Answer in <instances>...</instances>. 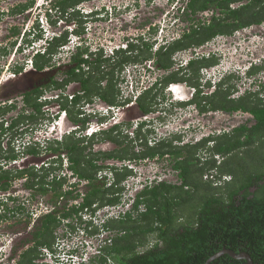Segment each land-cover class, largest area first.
I'll list each match as a JSON object with an SVG mask.
<instances>
[{
    "label": "trees",
    "instance_id": "obj_1",
    "mask_svg": "<svg viewBox=\"0 0 264 264\" xmlns=\"http://www.w3.org/2000/svg\"><path fill=\"white\" fill-rule=\"evenodd\" d=\"M87 1L91 0H57L55 3L63 18L67 16L70 23L78 24L73 29L78 36L84 33L85 19L95 15H85L79 9ZM238 3L240 5L234 8L233 5ZM28 7L29 4H17L11 14H22ZM183 10L184 16L192 20L190 27L178 39L161 46L155 56L151 50L152 44L144 41V38L138 39L137 43H128L129 48L117 50L114 55L107 57L103 49L93 52L89 46L80 45L70 57L72 66L64 71L62 82L51 78L46 86L23 93L24 110H30L31 113L28 114L29 111L22 109L18 117L9 122L4 118L17 105H0V189L7 192L14 181L25 179L24 187L33 192V198L52 193L47 203L51 206L49 212L43 213L37 219L39 225L35 226L32 239L23 243V246L28 243L31 246L20 254L16 264H38L43 249L54 251L57 243L56 231L69 218L87 210L94 213L97 208L122 203V184L133 171L128 166L118 168L99 164L100 161L138 163L146 159L165 157L171 159L172 168L178 172L180 182L161 181L147 186L137 194L132 210L121 215L120 219L105 223L103 229L114 235L105 240L100 254L90 264H109V261L113 264H206L209 258L223 249L236 253L245 252L251 256L254 264H264L263 86L260 90H247L242 96L233 98L231 94L235 89L229 84L232 77L229 76L218 84L215 93L200 96L203 92L201 71L214 67L220 60L218 62V58L213 56L195 57L187 68L170 72L140 97V110L144 113L154 110L158 95L156 93L162 87L172 83H187L196 89V97L190 103L196 104L201 113L244 112L252 115L255 124H243L230 132L208 136L195 144L184 145L177 144L181 137L175 135L174 138L162 139L154 146H149L148 139L141 133L143 125L136 132L134 140L121 135V126L101 131L92 139L85 136L76 138V134L83 133L90 121L79 106L83 99L91 102L96 96L112 106H124L128 103L118 101L120 91L117 87L120 75L127 66L156 57L160 69L170 71L175 63L176 53L202 47L219 36H233L238 31L264 24V0H188ZM212 10L214 15L210 20L194 21L198 14ZM37 28L39 29L37 26L34 30ZM68 33L66 31L54 37L48 41L44 52L38 51L33 56L35 71L42 72L50 67L52 58L69 43ZM13 34L18 38L21 32L14 30ZM30 35L31 33L28 36ZM43 37L40 30V33H34L33 40L25 39L26 45L30 46ZM260 70H264V64L252 67L248 76L251 77ZM14 71L19 74L23 72V68ZM105 81L107 84L103 86ZM71 83L80 84L84 95L75 94L72 100L61 96L57 102L60 103L61 110L67 113L69 120L78 125V130L65 135L63 140L47 142L45 150L52 155V159L41 167L5 169L6 165L18 161L23 153L38 156L45 151L30 144L21 152L17 142L28 133L19 131V128L45 119L42 111L45 104L41 102V97L46 88L65 89ZM212 86L211 82L207 83L208 88ZM205 100L207 102L204 103ZM188 104L180 103L181 106ZM8 135L10 138L4 147L3 138ZM98 136L101 141H110L125 147L92 153V146L100 140ZM142 139H145L144 143ZM130 142L144 146L143 150L135 151ZM63 156L67 158L74 176L87 182L83 196L75 188L76 185L72 186L75 188L73 190L66 189L67 178L57 176L64 164ZM106 170H111L114 175V181L110 185L107 176H99L100 172ZM81 198L79 205H70L71 201ZM16 200L14 196L7 197V203H15ZM25 210L20 205L11 212L16 217L21 213L25 214ZM33 215L34 213L27 215L28 223ZM2 217L8 218L7 214ZM93 233L99 232L95 229ZM211 264L247 263L245 260L223 255Z\"/></svg>",
    "mask_w": 264,
    "mask_h": 264
},
{
    "label": "rangeland",
    "instance_id": "obj_2",
    "mask_svg": "<svg viewBox=\"0 0 264 264\" xmlns=\"http://www.w3.org/2000/svg\"><path fill=\"white\" fill-rule=\"evenodd\" d=\"M56 1L57 0H0V86L3 84L0 88V105H9L11 103L17 105L14 111L5 116L4 120L6 121L11 122L12 118H17L21 110L25 109L22 100L23 93L37 87L46 86L51 82V78H55L58 81L64 79V71L72 66L69 63L70 57L78 44L89 46L93 51L103 48L104 52L107 53L105 54L110 55L115 49L125 47L127 41L137 43L138 39L140 40V38L144 37L146 40L156 43L154 46V50H156L159 43L163 41H173L182 36L183 32L190 27L192 21L184 16L185 11L183 7L188 0H91L82 3L79 9L85 15L94 10L95 15L85 19L83 25L84 33L76 37V35L72 36L71 30L75 29L78 24H74L75 22L70 23L66 18L67 16H65V18L62 17L61 10L55 4ZM17 4H29V7L22 14H11V10ZM239 5V3L234 4L233 7L237 8ZM212 15H214L213 10L200 13L194 17V21H208ZM36 26H38L39 29L37 28L35 31L34 28H36ZM153 28H155L154 33ZM14 30L21 32L20 37L17 38V36L13 34ZM40 30L44 33L45 39L43 41L38 40L28 48L25 39L29 38L33 40L34 33H40ZM66 31L69 32L68 35L69 38H71V42L66 48H61L62 50L60 53L52 58L49 68L41 73L34 72L32 70L33 64L30 61L33 54L39 50L40 46L45 45L46 38H51L56 33L62 34ZM29 33H31L30 36H28ZM15 41L17 42L16 45L12 46V43ZM20 44L23 45L22 51L18 50ZM196 56L200 58L204 56L206 58L213 56L214 58H218V62L220 60L219 65L213 67L211 70L210 68L206 70L208 76L212 77L213 73L217 71V69L221 70V68L235 74L229 81V84L235 89L232 91L233 98L242 96L247 90L254 91L259 87L262 88V86L264 87V70H260L257 74L253 75L252 78L246 76L244 71L246 72V69L250 67L252 63L256 65L264 63V24L238 31L233 36H219L202 47L179 52L174 56L175 63L170 71L158 69L153 60H143L137 63L139 65L147 64L148 67H151L149 70L151 73L145 72L146 68L143 69L141 66L137 69H135V67L128 69L129 72L132 73V78L135 81L140 83L145 82V85L148 86L153 78H157L158 80L164 79L170 72L178 71L180 66H182L187 59ZM17 68H23V73L15 74L14 70ZM200 75L203 77L202 73ZM122 78L123 77L120 75V81ZM9 79L10 81H8ZM120 81L117 86L120 91V100L118 101L123 103L126 102L131 95L128 96V92H125V86H122ZM204 82L203 80L201 81L202 85ZM177 85L179 86H174L172 90H174L173 92L178 99H183L185 96L187 99L193 97L190 94L187 96L186 93H183L182 90H185L184 87L187 86L186 84ZM171 86L172 85L167 88L162 87L158 90L156 93L158 94L156 99L157 103H154V110L158 111L160 109L165 111L166 107L164 105H172V108L167 110L168 114L165 115V118L149 124L141 131V133L149 139V145L154 146L155 143L161 141V138L167 140L172 137L174 138L175 135L181 137L180 142H177V144H195L203 137L230 132L233 128L243 124L249 126L255 124L252 115L244 112L225 113L222 111H209L201 113L195 106L182 107L177 104L178 102L176 100L178 99H176V96H173L169 91ZM187 87V89L190 88L189 86ZM45 90L41 101L45 104V106L42 107V111L46 120H41L42 125H40V121L36 124L29 123V125L20 126L19 131L28 133L17 142L18 145L16 144L21 152H24L25 146L28 145V143L32 146H36L38 149L45 150V147L48 146L46 141H50V139V142L54 139L63 140V138L58 135V132L53 131L55 122L49 124L50 119L52 120V116L59 114L57 119L61 117L62 112L59 109V104L56 102L52 104L45 102L46 99L57 97L60 92L47 88ZM78 90V84L73 83L66 87L64 92L68 99L71 100L73 94ZM203 90L208 91L212 89L205 88ZM262 95L264 97L263 91ZM178 101L180 102V100ZM87 104V101L85 103L82 101L79 106L87 112V109H89ZM92 108H95V110L106 108L107 110L108 106L103 101H100L92 106ZM24 111H29L28 114L31 113L30 110ZM112 112L113 113H109L108 111L110 114L109 117L112 116L116 121L122 123L121 135L133 139L136 135L135 126L143 119V113L139 110V106H117ZM154 115H156V111L147 114V116H149L148 118ZM97 120L101 121L103 119L101 117L97 119L93 116L91 117L90 125L93 126ZM113 124L114 121L108 123L103 130L111 129ZM55 127L57 129V126ZM62 127L65 134L78 128L69 118L64 121ZM76 136V138H82L85 134L84 132H80L76 134ZM9 138L10 135L3 138L4 147L7 145L6 142H8ZM123 146L125 147V145ZM123 146H118L108 141H101L100 139L99 142L94 143L91 151L92 153L101 151L108 152L115 149L117 150ZM133 146L135 151H141L144 148V146H138V144L133 145V143H131V148ZM51 156L52 155L46 150L41 152L38 156L26 155L23 153L18 161L6 165L5 168L23 169L32 166L38 168L52 159ZM99 164L114 165L121 168L123 162L108 160L103 162L100 161ZM126 164L134 167V176L128 177V182L126 183L127 187H124V200L122 204L126 205L124 206L125 211L131 208L132 201L142 189L143 186L139 183L145 181H147L148 184L154 181V184L161 181L171 183L180 182L178 172L173 170L172 162L169 157L146 159L144 161H138V163L126 162ZM2 165H4V163ZM58 172L60 176L68 174L65 168L64 172L62 170ZM24 182L25 179L17 180L7 192H3L0 189V264L17 263L21 252L25 250L21 242L24 236L22 232H29L31 227L32 230L30 232H33L35 230L34 224L35 226L37 224L39 225V221L37 220L38 217L42 213L48 211V208L49 210L51 208L50 205L46 204L49 199H51L52 193L45 196L37 195L33 198V192L25 189ZM80 188L82 192L86 191L83 184ZM9 195L16 197L17 200L15 203L12 201L7 203V197ZM20 205L24 206V209H26L25 214L28 212L34 213L32 222L28 223V228H26V222H28L25 220L26 215L20 214L16 215L14 218L11 217L10 211ZM109 210V208H103L92 217L88 214H84L80 215L82 216L81 219L80 217H73L66 220L56 231L58 244H56V250H58V252L63 250L64 253H69L68 250L77 249L81 251V254L86 256L85 258L87 260L89 258L91 259V257H93L94 260L98 255H94L97 252L92 250L93 248H90V246H98L99 243L101 245V241L107 236L109 237L110 234L107 235L101 232L100 235H97V233L90 234V232L94 231V226H100L96 230L101 231V225L107 215H118L117 212H119V208L113 209V211ZM4 214H7L8 218H3L2 215ZM20 219L23 220L20 221ZM90 222L94 225H88V230H86L87 223L90 224ZM112 235H114V233ZM44 253L45 252H43V254ZM55 254L51 256V253L47 251L45 253L46 257L41 258L40 262H44L43 264L66 263L63 259H58L59 263H57L56 258L62 257V255L60 253Z\"/></svg>",
    "mask_w": 264,
    "mask_h": 264
},
{
    "label": "clouds",
    "instance_id": "obj_3",
    "mask_svg": "<svg viewBox=\"0 0 264 264\" xmlns=\"http://www.w3.org/2000/svg\"><path fill=\"white\" fill-rule=\"evenodd\" d=\"M185 7V6H184ZM183 7V8H184ZM10 13V12H9ZM95 13V11L94 10H92L90 13H88L89 15H91V14H94ZM87 15V14H86ZM37 27V26H36ZM69 31V30H68ZM43 33V32H42ZM237 33V32H236ZM61 34V33H60ZM60 34H54L51 38H46V42H45V45H42V46H40V48H39V50L38 51H42V52H44V50H45V47L47 46V44H48V41H50V40H52L54 37H57L58 35H60ZM71 34H72V36H75L76 34L74 33V31H73V29L71 30ZM43 36H44V33H43ZM76 37H79L78 35H76ZM45 39V37H43V39H40L41 41H43ZM18 40V39H17ZM16 40V41H17ZM175 40V39H174ZM15 41V42H16ZM37 41H34L33 43H32V45L33 44H35ZM71 42V38H69V43ZM171 41H163V42H161V43H159L158 44V47L160 48L161 46H163V45H167V44H169ZM14 43V42H13ZM12 43V44H13ZM68 43V44H69ZM67 44V45H68ZM21 45V44H20ZM32 45H30V46H32ZM67 45L66 46H64V47H62V48H66L67 47ZM80 45H84V44H78L77 46H80ZM30 46H27L28 48L30 47ZM76 46V47H77ZM23 47V46H22ZM21 46H19V49L18 50H20V48H22ZM76 47H75V49H76ZM34 49V48H33ZM91 49V48H90ZM100 49H103V48H100ZM100 49H98V50H100ZM120 49H126V47H123V48H117V49H115L114 51H112L111 52V54L110 55H107V56H112V55H114V52L115 51H117V50H120ZM17 50V51H18ZM62 50V49H61ZM98 50H96V51H98ZM21 51V50H20ZM37 51V52H38ZM93 51V50H92ZM103 51H104V49H103ZM36 52V53H37ZM93 52H95V51H93ZM36 53H34L33 54V56L36 54ZM106 52H104V54H105ZM107 54V53H106ZM105 54V55H106ZM176 55V54H175ZM174 55V56H175ZM33 58V57H32ZM32 58H31V62H32ZM192 59H187L186 60V62L182 65V66H180V68H187L188 66H189V63H190V61H191ZM30 62V63H31ZM70 63V62H69ZM32 64H33V62H32ZM264 64V63H263ZM217 65H219V63L217 64ZM217 65H215L214 67H216ZM256 64H253L252 63V65L250 66V67H248L247 69H246V72L244 71V73H245V75L246 76H248V72H249V70L252 68V67H254ZM262 65V64H261ZM131 67H135V69H137L138 67H136L134 64H132V65H129V66H127V68L125 69V71H123L122 72V74H121V76L123 77L122 79H121V81H120V83H121V85L122 86H125V92H128V96H130L129 98L128 97H126V98H128L127 99V101L126 102H128L129 104H130V106H132V105H134L137 101H138V99L140 98V97H142L148 90H151L153 87H154V85L157 83V81H158V79L157 78H155V79H153L152 81H150V84L148 85V86H146L145 85V82L144 83H140V82H137V81H135L133 78H132V73H131V77H128L127 76V71L126 70H128V68H131ZM213 67H211L210 68V70L212 69ZM209 68H204L202 71H201V73L203 74V77H201V81L203 80V81H205L204 82V84L202 85V88L203 89H212V90H216V87L218 86V84L219 83H221L224 79H226V77H229V76H233V75H235V74H233V73H230V72H228V71H225L224 69H222L221 68V70L220 69H217V71H215L214 73H213V76L211 77V76H208V74H207V72H206V70H208ZM32 70L33 71H35L34 70V68H32ZM46 70V69H45ZM44 70V71H45ZM44 71H42V72H44ZM23 73V72H22ZM249 77V76H248ZM253 76H251V78H252ZM208 82H211L212 83V87L211 88H208L207 87V83ZM168 86H170V85H168ZM174 86H179V85H177V84H172V86L170 87V92L173 94V96L175 95V93L173 92V90H172V88L174 87ZM190 88H193V87H191V86H189ZM169 89V88H168ZM261 88L259 87L257 90H260ZM257 90H254V91H257ZM54 91H57V90H54ZM168 91V92H169ZM121 92H122V89H121ZM195 93H196V89H195V92H194V95H195ZM193 95V96H194ZM61 96H63V97H65L64 96V92H60L58 95H57V97H55V98H52V99H46L45 100V102L46 103H49V104H52L53 102H56V103H58L57 101L61 98ZM176 96V95H175ZM263 96V95H262ZM43 97V96H42ZM41 97V98H42ZM175 98V97H174ZM130 99V100H129ZM176 99H178L177 98V96H176ZM130 102H129V101ZM178 100H180V102H187L188 103V99H187V97L185 96V98H183V99H178ZM193 100V97L191 98V100H190V102ZM100 101H102L99 97H95L91 102H88V104H87V106H88V108L89 109H87V112H85V109H81L83 112H84V114H86L90 119H91V117H95V118H99V117H101L102 119H103V121H99V120H97L96 121V123L93 125V126H91L90 125V121L88 122V124L86 125V128H85V130H84V134H85V137H87L88 139H92L94 136H96V135H98L101 131H104L103 130V128L106 126V125H108V123H111L112 121H114V124H113V127L114 126H121V124L122 123H120L119 121H116L115 120V118L114 117H109L110 116V114L109 113H113L112 111H114V109H116V107L117 106H108V109L106 110V108H100L99 110H95V108H92V106H94L95 104H97L98 102H100ZM42 102V101H41ZM177 102H179V101H177ZM48 104V105H49ZM59 104V103H58ZM127 104V103H126ZM45 106V105H44ZM127 106H129L128 104H127ZM165 107H166V110L165 111H162V110H160V112L162 113L163 112V114L160 116V117H162V118H165V115H167L168 114V109H171L172 108V105H164ZM196 107V106H195ZM61 112H62V114H61V117L59 118V119H57V116L59 115H55V116H52V121L51 122H49V124H51V123H54L55 122V124H54V130L53 131H56V132H58V135H60L61 136V138H63L65 135H68V134H70V133H72L73 131H77L78 130V128L76 129V130H73V131H71V132H69L68 134H65L64 132H63V127H62V124L64 123V121L67 119V113L65 112V111H63V110H60ZM108 111H109V113H108ZM105 113H108V114H105ZM167 113V114H166ZM114 115V114H113ZM115 116H117V115H115ZM164 116V117H163ZM110 120V121H109ZM161 120V118L158 120V121H160ZM145 122H147L148 123V125L149 124H151V123H155V122H157V121H154L153 119H151V120H143V121H141L140 123H138V124H136V126H135V130H136V132L138 131V130H140V128H141V125H143V123H145ZM148 125H146V126H148ZM55 126H57V129H56V127ZM146 126H143L142 127V129L144 128V127H146ZM25 137V136H24ZM206 137H208V136H206ZM60 138V139H61ZM205 137H203L202 139H204ZM133 139H136V135L134 136V138ZM162 139H164V138H162ZM202 139H199L197 142H199V141H201ZM54 140H56V139H54ZM59 140V139H58ZM62 140V139H61ZM50 141H51V139H50ZM53 141V140H52ZM47 142H49V141H46V143ZM63 159H64V164H63V167H62V171L64 172V168L66 169V171L68 170V171H70L71 172V170L69 169L70 167H69V162H68V160H67V158H65V156H63ZM129 163H131V162H129ZM136 163V162H135ZM123 166H128V168L129 169H131L132 171H134V167H132V166H130V165H127L126 164V162H123V165L121 166V167H123ZM41 167V166H40ZM60 170V171H61ZM134 173V172H133ZM100 175H103V176H107L108 177V180H109V185L110 184H112V182L114 181V178H113V173H112V171L111 170H106V171H104V172H100V174H99V176ZM110 175H111V177H110ZM57 176L58 177H66L67 178V183L66 184H69V185H71V186H74V185H76V187L75 188H77V190L79 191V192H81L82 193V196L84 195L83 193L84 192H82L81 191V188H80V186L83 184L84 186H86V184H87V182H85V181H81V180H78L75 176H74V174L72 175V177L71 176H69L68 174H66L65 176L63 175V176H60L59 175V172L57 173ZM131 176H134V174H132ZM130 176V177H131ZM55 177V176H54ZM76 178V180L72 183V184H70V181H72V178ZM101 179V178H100ZM112 179V180H111ZM128 179V178H127ZM125 180L124 182H123V184H122V186L123 187H127V185H126V183L128 182V180ZM225 180H229L228 178H224ZM155 182V181H154ZM154 182H152V183H150V184H148L147 183V181H145V182H142V183H139V184H141L143 187H142V189L140 190V192L141 191H143L147 186H150V185H152V184H154ZM65 188H66V185H65ZM74 188V189H75ZM67 189V188H66ZM73 190V189H72ZM140 192H138V193H140ZM123 196H124V194L122 193V203H123V200H124V198H123ZM137 196V195H136ZM135 199H136V197L134 198V200L132 201V203H131V208L129 209L128 208V210L127 211H125L124 210V206H126V205H124V204H119V205H115V206H107V207H103V208H109L110 210L109 211H113V209H111V207H115L114 209H116V208H119V212H117V211H115V212H117L118 213V215H114V214H112V215H107L106 216V218H105V220H104V222H103V224L101 225V227H102V230L101 231H98L99 233H97V235H100L101 234V232H103V233H106L107 235L108 234H110V236L112 235V232H109V231H105L104 229H103V225L105 224V223H107L108 221H110V220H114V219H120L121 218V215H124V214H126L128 211H130V210H132V207H133V203H134V201H135ZM82 201V198L81 199H78V200H76V201H71V203H70V205H73L74 203L75 204H77V205H79V203ZM47 205V204H46ZM94 208H96L95 206H94ZM103 208H97V210L94 212V213H92V212H90V211H84V212H81L78 216H76L77 218L78 217H80V219H81V217L82 216H80V215H84V214H88V215H90L91 217L92 216H95L96 215V213L99 211V210H101V209H103ZM46 212H49V208H48V211H46ZM45 212V213H46ZM43 214V213H42ZM41 214V215H42ZM40 215V216H41ZM39 216V217H40ZM38 217V218H39ZM76 217H74V218H76ZM90 221H92V220H90ZM66 222V221H65ZM88 225H94L92 222H90V224H88L87 223V226H86V230H88ZM98 227H100V226H98ZM97 226H94L93 228H94V230L95 229H97L98 228ZM93 232H90V234H92ZM110 236L108 237H106V238H104L102 241H101V245H100V243H99V245L98 246H90V248H93L92 250H95L97 253H95L94 255H99L100 254V250H101V248L105 245V240H107L108 238H110ZM57 244V243H56ZM58 245V244H57ZM57 245H55L56 247L54 248V251H52V250H49V249H43L42 250V252H47V251H49V253H51V256H52V254H55L56 252H58V250H56L57 249ZM68 252L69 253H64L63 252V250L62 251H60V252H58V253H60L61 255H62V257H57L56 258V262L57 263H59V260L58 259H63L64 261H66V263H64V264H90L91 262H92V260H93V257H91V259L89 258L88 260L85 258L86 256L84 255V254H81V251H79V250H77V249H71V250H68ZM45 253L42 255V258H45L46 257V255H45ZM58 253H56V254H58ZM55 254V255H56ZM66 257H67V260H66ZM44 261V260H43ZM38 264H43L44 262H40V260L37 262ZM109 264H113L111 261H109Z\"/></svg>",
    "mask_w": 264,
    "mask_h": 264
},
{
    "label": "flooded vegetation",
    "instance_id": "obj_4",
    "mask_svg": "<svg viewBox=\"0 0 264 264\" xmlns=\"http://www.w3.org/2000/svg\"><path fill=\"white\" fill-rule=\"evenodd\" d=\"M150 28H151V27H150ZM150 28H149V30H150ZM154 32H155V28H153V33H154ZM142 38H144V37H142ZM140 39H141V38H140ZM137 41H138V40H137ZM144 41H148V40H146V39L144 38ZM131 42H132V41H131ZM148 42L152 44V48H151V50H152L153 53H154L153 56H155V55L158 53V51H159L160 48L157 47L156 50H154V46H155L156 43H155V42H150V41H148ZM128 43H130V42H129V41L126 42V45H125L126 49L129 48ZM143 46H144V48H145V45H143ZM105 57H107V55H105ZM147 60H150V61L153 60V62L155 61L154 63L156 64L157 68L160 69L159 65H158L157 62H156V57H152V58H150V59H146V60H144V61H147ZM153 62H152V63H153ZM155 64H154V65H155ZM134 65H135L136 67L141 66V68H143V69L146 68L145 72H149V73H151V71H149V70L151 69V67H148L147 64H146V65L134 64ZM137 65H138V66H137ZM152 67H153V66H152ZM126 68H127V67H126ZM126 68H125V69H126ZM125 69H123V71H125ZM12 78H14V77H12ZM12 78H10V79H12ZM10 79H9L8 81H10ZM6 81H7V80H6ZM62 81H63V80H61L60 82H62ZM71 84H73V83H71ZM77 84H78V83H77ZM106 84H107V81H105V83L103 84V86H105ZM172 84H183V83H172ZM172 84H169V85H172ZM184 84H186L187 86H189L187 83H184ZM2 85H3V84H2ZM2 85H1V86H2ZM69 85H70V84H69ZM69 85H68V86H69ZM1 86H0V88H1ZM68 86H67V87H68ZM78 86H79V90L76 91L75 94H79V95H81V96L84 95L83 92L81 91L80 84H78ZM182 86H183V85H182ZM187 86L184 87L185 90H182V91H183L184 94L186 93V95L188 96L189 94H191L192 90H189V89H191V88L187 89V88H188ZM167 87H168V86H167ZM167 87H166V88H167ZM65 89H66V88H65ZM65 89H59V90H57V91H59V92H64ZM173 91H174V90H173ZM215 91H216V90H208V91L203 90V92L200 94V96H203V95L206 96V95H209V94L215 93ZM155 92H157V91H155ZM75 94H73V96L71 97V100H72V98L74 97ZM64 96L67 97V95L65 94V92H64ZM95 97H96V96H95ZM95 97H94V98H95ZM195 97H196V94L193 96V99H194ZM231 97H232V94H231ZM94 98H93V99H94ZM93 99H92V100H93ZM101 100H102V99H101ZM190 100H191V99H188V103H189V104L186 105V106H187V107H189V106H196V104H194V103H190ZM63 101H64V100H63ZM82 101H83L84 103L86 102L85 99H83ZM82 101H81V102H82ZM102 101H103V100H102ZM176 101H178V100H176ZM81 102H80V103H81ZM103 102H104V101H103ZM205 102H207V101L205 100L204 103H205ZM80 103H79V104H80ZM87 103H88V102H87ZM104 103H106V102H104ZM180 103H183V102H178L177 104L180 105ZM106 104H107V106H112V105H110V104H108V103H106ZM127 104L129 105L128 107H131L129 103H127ZM127 104L125 103L126 106H127ZM125 105H124V106H125ZM134 105L139 106L138 101H137ZM46 106H47V105H46ZM124 106H121V107H124ZM132 106H133V105H132ZM180 106H181V105H180ZM182 107H184V106H182ZM196 108H197V107H196ZM59 109L61 110L60 103H59ZM197 109H198V108H197ZM139 110H140V108H139ZM198 110H199V109H198ZM140 111H141V110H140ZM154 111H156V115H154L153 117H150V118H148L149 116H147V114H149V113H144V112L141 111V112L143 113V119H142V121H143V120H151V119H153L154 121H158L160 118L163 119L162 117H160V116L163 114V112H162V113L160 112V109H159L158 111H157V110H153L152 112H154ZM199 112H200V111H199ZM216 112H217V111H216ZM150 113H151V112H150ZM205 113H206V112H205ZM166 114H167V113H166ZM163 117H164V116H163ZM67 118H68V117H67ZM0 119H1V117H0ZM90 120H91V119H90ZM153 123H154V122H153ZM146 125H148L147 122L143 123V126H146ZM76 126H78V125H76ZM146 127H147V126H146ZM146 127H144V128H146ZM111 128H113V126H111ZM144 128H143V129H144ZM154 139H155V138H154ZM161 140H162V138H161ZM141 141H143V143H144V142H145V139H142ZM108 142H110V141H108ZM148 142H149V139H148ZM158 142H159V141H158ZM158 142H157V143H158ZM110 143L114 144L113 142H110ZM148 144H149V143H148ZM155 144H156V143H155ZM115 145H116V144H115ZM149 146H152V145H149ZM28 168H29V167H28ZM5 169H7V168H5ZM23 169H24V168H23ZM21 180H24V179H21ZM25 181H26V180H25ZM14 182H16V181H14ZM14 182H13V184H14ZM24 183H25V182H24ZM12 186H13V185H12ZM10 213H11V217L14 218V216H12L14 213L11 212V211H10ZM21 214H22V213H21ZM28 214H32V213H29V212H28L27 214H22V215H26V217H25L26 219H25V220H27V215H28ZM21 220H23V219H21ZM30 220H31V221H30L29 223L32 222V218H31ZM16 223H18V222H16ZM26 228H28V222H26ZM34 228H35V224H34ZM29 230L31 231V230H32V227H31ZM30 231H29V232H22V235H24L23 238H22V240H21L22 245H23L24 241L32 239V232H30ZM14 232H15V230H14ZM29 233H30V234H29ZM15 234H16V232H15ZM16 235H17V234H16ZM27 242H28V241H27ZM29 245H31V244L28 243L27 245H25V246H24V249H26V247H28ZM21 253H22V252H21Z\"/></svg>",
    "mask_w": 264,
    "mask_h": 264
},
{
    "label": "water",
    "instance_id": "obj_5",
    "mask_svg": "<svg viewBox=\"0 0 264 264\" xmlns=\"http://www.w3.org/2000/svg\"><path fill=\"white\" fill-rule=\"evenodd\" d=\"M37 72V71H34ZM41 73V72H40ZM223 255H229L234 259L237 260H245L247 264H254L251 256L245 252H241V253H236L230 249H223L221 252L215 254L214 256H212L211 258H209V260L206 262V264H211L214 260L220 258Z\"/></svg>",
    "mask_w": 264,
    "mask_h": 264
},
{
    "label": "built area",
    "instance_id": "obj_6",
    "mask_svg": "<svg viewBox=\"0 0 264 264\" xmlns=\"http://www.w3.org/2000/svg\"><path fill=\"white\" fill-rule=\"evenodd\" d=\"M179 53V52H178ZM177 54V53H176ZM196 57H199V56H196ZM193 58H195V57H191V58H189V59H193ZM127 71V75H128V77H131V72H129V69L128 70H126ZM154 79V78H153ZM189 90H192V92H191V96H193L194 95V92H195V88H191V89H189ZM28 145H30L29 143H28ZM28 145H26V146H28ZM67 172H68V175L69 176H71L72 177V175H73V173L72 172H70V171H68L67 170ZM66 174H64V176H65ZM76 180V178H72V181H70V184H72L74 181ZM66 188L67 189H69V190H72V189H74L71 185H69V184H66ZM115 207H111V209H114Z\"/></svg>",
    "mask_w": 264,
    "mask_h": 264
}]
</instances>
